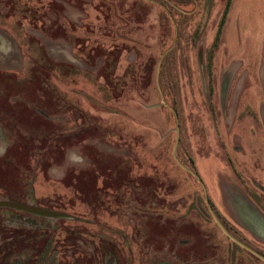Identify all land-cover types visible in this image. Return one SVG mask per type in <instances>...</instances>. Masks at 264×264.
Returning a JSON list of instances; mask_svg holds the SVG:
<instances>
[{
	"label": "rangeland",
	"instance_id": "rangeland-1",
	"mask_svg": "<svg viewBox=\"0 0 264 264\" xmlns=\"http://www.w3.org/2000/svg\"><path fill=\"white\" fill-rule=\"evenodd\" d=\"M0 146V264H264V0H0Z\"/></svg>",
	"mask_w": 264,
	"mask_h": 264
},
{
	"label": "water",
	"instance_id": "water-1",
	"mask_svg": "<svg viewBox=\"0 0 264 264\" xmlns=\"http://www.w3.org/2000/svg\"><path fill=\"white\" fill-rule=\"evenodd\" d=\"M4 203H0V206H7V207H11V208H15L18 210H23V211H28L37 215H41V216H49V217H55V218H62V216L60 214L54 213V212H50L48 210H44L42 208H38V207H32V206H26L23 204H18V203H11V202H7L3 205Z\"/></svg>",
	"mask_w": 264,
	"mask_h": 264
},
{
	"label": "clouds",
	"instance_id": "clouds-1",
	"mask_svg": "<svg viewBox=\"0 0 264 264\" xmlns=\"http://www.w3.org/2000/svg\"><path fill=\"white\" fill-rule=\"evenodd\" d=\"M6 151V146H0V156L4 155ZM71 161L78 163V164H84V159L81 155H77L75 153H71L68 157Z\"/></svg>",
	"mask_w": 264,
	"mask_h": 264
},
{
	"label": "flooded vegetation",
	"instance_id": "flooded-vegetation-1",
	"mask_svg": "<svg viewBox=\"0 0 264 264\" xmlns=\"http://www.w3.org/2000/svg\"><path fill=\"white\" fill-rule=\"evenodd\" d=\"M240 245L242 246V244H240ZM245 248L248 249V251H250V252H251L253 255H255L257 258H260L261 260L264 261V257H263V256L259 255L258 253L254 252L253 250L247 248L246 246H245Z\"/></svg>",
	"mask_w": 264,
	"mask_h": 264
},
{
	"label": "trees",
	"instance_id": "trees-1",
	"mask_svg": "<svg viewBox=\"0 0 264 264\" xmlns=\"http://www.w3.org/2000/svg\"><path fill=\"white\" fill-rule=\"evenodd\" d=\"M225 18H226V12L224 13L223 21L225 20ZM1 203H4V204H5V203H7V202H1ZM4 204H3V205H4ZM0 207H7V206H0ZM10 208H11V207H10ZM14 209H15V208H14Z\"/></svg>",
	"mask_w": 264,
	"mask_h": 264
}]
</instances>
